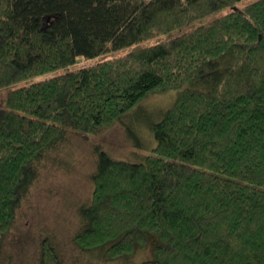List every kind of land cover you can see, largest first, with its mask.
<instances>
[{
	"label": "trees",
	"instance_id": "obj_1",
	"mask_svg": "<svg viewBox=\"0 0 264 264\" xmlns=\"http://www.w3.org/2000/svg\"><path fill=\"white\" fill-rule=\"evenodd\" d=\"M240 1L0 0V89L183 31ZM172 90L173 105L149 121L157 146L143 161L97 150L76 243L109 260L151 248L140 264H264V0L13 88L0 104V260L44 155L69 131L97 134ZM41 264H63L50 236Z\"/></svg>",
	"mask_w": 264,
	"mask_h": 264
},
{
	"label": "rangeland",
	"instance_id": "obj_2",
	"mask_svg": "<svg viewBox=\"0 0 264 264\" xmlns=\"http://www.w3.org/2000/svg\"><path fill=\"white\" fill-rule=\"evenodd\" d=\"M256 0H242L213 14L184 30L206 23L233 10L243 9ZM183 30V31H184ZM176 31L146 42L110 52L95 59L81 58L77 64L16 85L0 89V104L13 88L56 76L69 69L93 65L101 60L123 55L144 46L153 45L181 34ZM177 98V91L157 94L146 99L132 114L97 134L69 131L68 135L38 161L37 178L22 200L16 222L4 241L0 264H41L42 241L50 236L63 264H140L152 256L151 248L119 260H109L101 251H85L76 243L75 236L83 227L80 208L91 202L94 190L93 174L97 170V150H106L117 159L140 162L157 146L149 121L161 118ZM129 127L140 138L138 145Z\"/></svg>",
	"mask_w": 264,
	"mask_h": 264
}]
</instances>
